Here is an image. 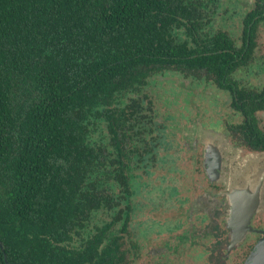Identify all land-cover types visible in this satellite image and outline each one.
<instances>
[{
    "label": "trees",
    "instance_id": "trees-1",
    "mask_svg": "<svg viewBox=\"0 0 264 264\" xmlns=\"http://www.w3.org/2000/svg\"><path fill=\"white\" fill-rule=\"evenodd\" d=\"M204 2L0 0V264L140 257L136 197L169 158L173 72L223 65L190 52Z\"/></svg>",
    "mask_w": 264,
    "mask_h": 264
},
{
    "label": "flooded vegetation",
    "instance_id": "flooded-vegetation-1",
    "mask_svg": "<svg viewBox=\"0 0 264 264\" xmlns=\"http://www.w3.org/2000/svg\"><path fill=\"white\" fill-rule=\"evenodd\" d=\"M229 1L205 0L202 17H190L202 20L203 34L202 41L191 39L192 57L217 53L223 65L215 72L222 76L205 65L176 67L171 77L173 131L189 128L187 164L200 162L206 175L202 190L194 186L198 211L191 212L203 226L189 224L154 248L141 242L140 257L127 264H244L264 239V0L246 1L240 10ZM233 200L244 208L241 217L256 202L245 224L236 221Z\"/></svg>",
    "mask_w": 264,
    "mask_h": 264
},
{
    "label": "rangeland",
    "instance_id": "rangeland-1",
    "mask_svg": "<svg viewBox=\"0 0 264 264\" xmlns=\"http://www.w3.org/2000/svg\"><path fill=\"white\" fill-rule=\"evenodd\" d=\"M246 1L249 0H230V4L227 5L230 9L237 7L240 10L242 5L244 7ZM164 111L168 113L170 108L168 107ZM183 115L185 118L187 111ZM166 125L169 126L167 131L168 140L172 142L167 151L168 161L154 171L149 178L141 180L144 184L136 197L139 208L136 218L139 227H137L142 235L139 240L151 244L150 248L159 245L167 237L181 235L183 231L189 229V224H193L194 227L203 226L201 220L196 219L191 214L192 211H198L193 202L194 186L202 190L200 186L205 185L204 178H206V175L200 168V162L193 166L187 164L193 152L188 148V138L186 137L189 128H180L179 131L177 130L174 133L176 129L173 131L175 127L170 120L166 122ZM169 160L173 162H169ZM173 165H175L176 171L170 172L169 169L173 168ZM181 223H184V225L175 233L172 230L173 226ZM175 241L177 240L173 238L172 242Z\"/></svg>",
    "mask_w": 264,
    "mask_h": 264
},
{
    "label": "water",
    "instance_id": "water-1",
    "mask_svg": "<svg viewBox=\"0 0 264 264\" xmlns=\"http://www.w3.org/2000/svg\"><path fill=\"white\" fill-rule=\"evenodd\" d=\"M249 201H253V199H249ZM233 204H234V217L237 222L242 220V223L245 224V220L249 219L255 212L256 202L248 204L247 209L244 211L246 214L243 217H241L243 215L241 211H243L244 208H242L240 205L239 206L236 205L235 200H233ZM0 249L3 252V245L1 241H0ZM4 259H6L5 255H4ZM244 264H264V239L257 244V246L250 253Z\"/></svg>",
    "mask_w": 264,
    "mask_h": 264
}]
</instances>
